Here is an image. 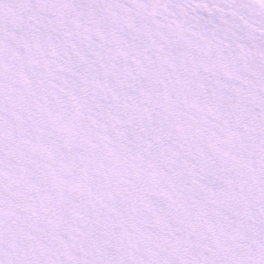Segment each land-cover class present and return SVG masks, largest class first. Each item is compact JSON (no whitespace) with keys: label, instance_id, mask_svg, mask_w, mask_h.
<instances>
[{"label":"snow or ice","instance_id":"snow-or-ice-1","mask_svg":"<svg viewBox=\"0 0 264 264\" xmlns=\"http://www.w3.org/2000/svg\"><path fill=\"white\" fill-rule=\"evenodd\" d=\"M0 264H264V0H0Z\"/></svg>","mask_w":264,"mask_h":264}]
</instances>
